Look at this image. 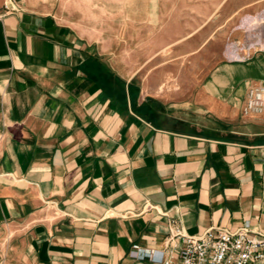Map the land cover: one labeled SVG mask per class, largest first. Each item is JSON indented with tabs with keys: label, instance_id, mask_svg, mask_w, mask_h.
<instances>
[{
	"label": "crops",
	"instance_id": "1",
	"mask_svg": "<svg viewBox=\"0 0 264 264\" xmlns=\"http://www.w3.org/2000/svg\"><path fill=\"white\" fill-rule=\"evenodd\" d=\"M3 2L0 264H178L174 226L264 234V113L244 115L256 131L219 132L152 110L176 74L215 118L242 113L264 44L239 52L234 39L264 21V0ZM219 27L232 61L201 87L197 48ZM159 54L193 62L137 82L138 60Z\"/></svg>",
	"mask_w": 264,
	"mask_h": 264
},
{
	"label": "rangeland",
	"instance_id": "2",
	"mask_svg": "<svg viewBox=\"0 0 264 264\" xmlns=\"http://www.w3.org/2000/svg\"><path fill=\"white\" fill-rule=\"evenodd\" d=\"M218 14L223 15V12L220 11ZM218 15V16H220ZM259 18L255 21L252 26L247 28L246 31L240 30V34L234 40L236 41V46L234 47L236 51L240 52V48L244 46V43H250L253 41L255 37H257V33L264 34V21H260ZM264 20V18H262ZM225 27H219L217 30V41L213 42H205L199 44L200 47L198 49L197 59L195 60V64H199L201 68V74L198 76L200 79V84H202L208 79L209 75L208 72L214 70L215 67H218L223 62L229 60V57L226 55L231 42H228L223 35L225 33ZM246 29V28H245ZM178 46L176 44H170L168 48L165 50L169 51L172 50V46ZM174 48V47H173ZM233 50V51H234ZM242 55V53L240 54ZM235 57V55H234ZM242 57V56H241ZM228 58V59H227ZM145 59L138 60L137 68L138 73L136 75V81L139 83H144L145 73L149 72L150 69L153 73L160 72L162 69H170L174 70L176 67L181 65L183 66H190L193 62V59L190 56L183 57L181 59L162 56L159 54L158 56L154 57L152 60H148L146 64ZM232 61V60H229ZM155 77V76H154ZM167 76H165L166 78ZM164 78L162 84V90L158 92L161 96L159 97V101L154 99L153 103V113L157 115L160 110L163 109L164 112H167L168 115H177L185 118L188 122L198 128L201 126H207L216 128L219 132H226L227 130L225 127H229L230 130L233 132L238 131H256L258 127L263 123H257L258 117H245L242 113H238L237 116L233 119L223 118L217 119L214 116L210 115L207 112L208 107L202 101L196 97L198 93V86L195 89L192 88V76L191 75H184L181 76L182 84H177V75L169 76L166 79ZM156 80H160V76L155 77ZM182 88V91L178 93V87ZM156 101V102H155ZM164 103L165 106L160 107V105H155V103ZM260 124V125H258ZM258 126V127H257ZM262 127V125H261Z\"/></svg>",
	"mask_w": 264,
	"mask_h": 264
},
{
	"label": "built area",
	"instance_id": "3",
	"mask_svg": "<svg viewBox=\"0 0 264 264\" xmlns=\"http://www.w3.org/2000/svg\"><path fill=\"white\" fill-rule=\"evenodd\" d=\"M18 0H4L6 11L14 9ZM264 44V34L250 43L246 48L260 47ZM239 55V54H238ZM264 113V83H256L248 87L242 114L256 115ZM171 236H181L183 245L180 248L178 264H264V234L242 225L235 229L225 227H209L194 235L184 234L176 226ZM134 249L137 247L133 246Z\"/></svg>",
	"mask_w": 264,
	"mask_h": 264
}]
</instances>
